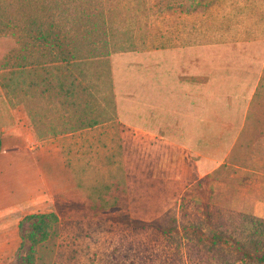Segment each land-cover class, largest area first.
<instances>
[{
    "label": "rangeland",
    "instance_id": "obj_1",
    "mask_svg": "<svg viewBox=\"0 0 264 264\" xmlns=\"http://www.w3.org/2000/svg\"><path fill=\"white\" fill-rule=\"evenodd\" d=\"M161 70L200 114L186 166L211 163L168 207L147 205L168 148L116 121ZM0 137L55 160L52 195L3 217L0 264H24L19 222L40 212L58 221L34 264H264V0H0Z\"/></svg>",
    "mask_w": 264,
    "mask_h": 264
},
{
    "label": "crops",
    "instance_id": "obj_2",
    "mask_svg": "<svg viewBox=\"0 0 264 264\" xmlns=\"http://www.w3.org/2000/svg\"><path fill=\"white\" fill-rule=\"evenodd\" d=\"M168 71H170V76H164V70H161L160 87L158 86V72L150 74L146 71L143 120H141L142 117L139 118V112L133 106H129V121L116 120L120 127L127 126L129 128L130 137H144V141L158 142V144H161L162 153H165L168 148L169 157L172 161L168 160L167 168H171L172 171H166L162 168L160 174H154L156 170L151 173L155 182L159 183L160 186L154 188V192H157L158 195L153 194L151 195L153 197H150L152 199L155 198L156 203L147 205L160 207L170 206L169 200L173 198V194L177 193L179 186L183 187L185 182H190L191 178L185 179L182 176L185 174L184 170L186 168H188V173H192V169H194L195 173L192 174H196L197 176L193 179L192 182H194L202 176L201 173L206 174L207 172H204V170L210 168L211 165L210 160L208 162L205 160L197 162L191 158L187 160L188 166L185 164L186 160L182 154L186 151L187 154H192L194 144L201 137V118L194 105H186L183 102L184 99H181L179 78L176 72L174 70ZM163 84H169V86L166 87ZM150 91L151 95L149 94ZM43 153L39 151L38 154H31L23 146L14 147L4 142L1 138L0 224L5 216L9 218L14 216L13 218L15 219L24 210L25 204L29 202V198L34 194L42 193V195H46L48 198L52 195L54 191L52 187L55 185L53 184V180H51V174L54 170L53 164L55 160L51 159L53 156L45 158V154ZM178 153H180V159H176L175 157ZM147 157L145 158L146 160H148ZM68 158L70 169L65 167L64 179L67 183L66 189L70 190L74 181L72 168L75 166V161L72 154ZM163 159L164 155L162 154L160 162ZM46 163H51L49 169ZM178 182L183 184L178 185ZM253 211L259 216H264V208L259 203L254 206ZM1 226V229L6 228L5 223ZM11 236L13 238V232H11Z\"/></svg>",
    "mask_w": 264,
    "mask_h": 264
},
{
    "label": "trees",
    "instance_id": "obj_3",
    "mask_svg": "<svg viewBox=\"0 0 264 264\" xmlns=\"http://www.w3.org/2000/svg\"><path fill=\"white\" fill-rule=\"evenodd\" d=\"M6 63L11 62L12 58L9 56L5 57ZM17 64V63H15ZM0 149H1V137H0ZM58 221V216L54 212H40L30 213L25 215L19 222V225L27 223V229L22 236L21 244L28 243V249L23 256L24 264H34L35 260V247L42 241H45L50 236L53 226ZM264 222V221H263ZM220 238L218 234L214 235ZM239 251L246 257L251 258V255L242 249L238 248ZM258 260L264 261V254L257 257Z\"/></svg>",
    "mask_w": 264,
    "mask_h": 264
}]
</instances>
